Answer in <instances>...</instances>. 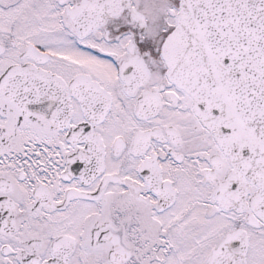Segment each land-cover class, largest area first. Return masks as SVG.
<instances>
[{
  "label": "snow or ice",
  "instance_id": "1",
  "mask_svg": "<svg viewBox=\"0 0 264 264\" xmlns=\"http://www.w3.org/2000/svg\"><path fill=\"white\" fill-rule=\"evenodd\" d=\"M0 264H264V0H0Z\"/></svg>",
  "mask_w": 264,
  "mask_h": 264
}]
</instances>
